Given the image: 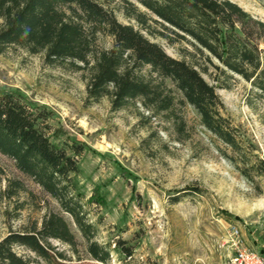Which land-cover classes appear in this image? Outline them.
Listing matches in <instances>:
<instances>
[{"label": "trees", "instance_id": "trees-1", "mask_svg": "<svg viewBox=\"0 0 264 264\" xmlns=\"http://www.w3.org/2000/svg\"><path fill=\"white\" fill-rule=\"evenodd\" d=\"M114 10L128 23L119 22ZM106 37L109 47L100 44ZM261 45L264 22L230 0H0V55L22 50L47 66L82 72L86 104L106 98L113 112L139 104L147 119L172 121L179 134L184 122L173 120L176 107L189 106L200 125L231 150L225 157L250 182L251 171L264 177V160L250 161L251 150L225 115L217 90L229 89L230 79L238 77L264 97ZM49 130L44 108L14 93L0 94V154L71 218L89 259L109 264L110 251L95 240L73 182L83 149L72 145L68 154L50 140ZM27 190L23 181L9 180L5 192L10 198ZM61 213L48 209L39 225L9 230L0 238V264H82ZM52 241L68 246L71 255ZM121 252L131 255L125 247Z\"/></svg>", "mask_w": 264, "mask_h": 264}, {"label": "rangeland", "instance_id": "rangeland-1", "mask_svg": "<svg viewBox=\"0 0 264 264\" xmlns=\"http://www.w3.org/2000/svg\"><path fill=\"white\" fill-rule=\"evenodd\" d=\"M230 1L264 22L260 0ZM110 42L100 40L103 47ZM229 85L217 90L225 115L251 150L250 161L264 160V97L238 77ZM2 93L44 108L50 140L68 154L72 145L82 147L73 182L96 229L95 240L110 251L109 264H229L238 249L264 258V177L251 171L247 181L225 157L231 150L200 125L189 106L176 107L173 120L184 122L179 134L172 121L147 119L139 104L115 112L106 98L86 104L82 72L47 66L22 50L0 55ZM9 180L23 181L28 190L8 198ZM48 209L61 213L0 154V238L39 225ZM61 214L78 242L81 263L95 264L71 218ZM51 243L71 255L65 244ZM124 247L130 256L121 252Z\"/></svg>", "mask_w": 264, "mask_h": 264}, {"label": "built area", "instance_id": "built-area-1", "mask_svg": "<svg viewBox=\"0 0 264 264\" xmlns=\"http://www.w3.org/2000/svg\"><path fill=\"white\" fill-rule=\"evenodd\" d=\"M229 264H264V258L257 252L238 249Z\"/></svg>", "mask_w": 264, "mask_h": 264}]
</instances>
